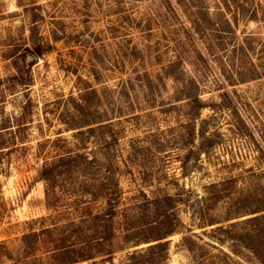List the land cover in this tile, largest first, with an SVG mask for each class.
<instances>
[{
    "label": "rangeland",
    "instance_id": "1",
    "mask_svg": "<svg viewBox=\"0 0 264 264\" xmlns=\"http://www.w3.org/2000/svg\"><path fill=\"white\" fill-rule=\"evenodd\" d=\"M75 155L55 213L38 170ZM76 204L113 210L87 223L112 259L81 264H260L237 237L264 214V0H0L1 252Z\"/></svg>",
    "mask_w": 264,
    "mask_h": 264
},
{
    "label": "trees",
    "instance_id": "2",
    "mask_svg": "<svg viewBox=\"0 0 264 264\" xmlns=\"http://www.w3.org/2000/svg\"><path fill=\"white\" fill-rule=\"evenodd\" d=\"M79 159H82L79 155L60 156L53 162L43 163L38 170L37 178L45 183V197L48 207L55 213L58 211L56 205L55 180L62 175L69 173ZM71 210L72 213L78 217V225L68 223L59 226L57 224L58 215L55 217L40 218L36 221L49 223L51 226H43L40 231L41 233L39 234L29 233L22 236L21 242H23L24 245V254L21 259H13L14 257L8 249L6 254H3L1 251L6 249V244L0 242V264H37L38 260L33 258L30 253L34 247H40V245H42L40 241H42L46 247H49L48 245L51 246V248H47L48 251L43 252V255L48 257V261H50L51 264H81L103 256L104 259L111 260L114 252L109 246V243L113 240V232L107 230L106 223H104V227L106 228L103 231L102 237L95 239V235L99 234V228H88L87 223L90 220H95V222H104V220L110 222L113 219V214H111L113 210L110 208L105 210V215L102 217L104 220H101L99 215L93 216L89 211V205L87 204H76ZM262 211H264V209ZM258 212L254 213L256 214ZM34 223L35 222L33 221L30 224L33 225ZM245 224H248L250 227L245 234L237 237L239 238L238 241L253 255L258 257L260 264H264V214L246 220ZM63 228L64 230L62 231ZM83 228H86L87 230L84 231ZM93 232L95 235L92 234ZM89 233H91L92 238ZM39 236L43 240L37 239ZM31 238H36V246L35 243H31ZM162 239L163 238H159L156 240L160 241ZM69 243L70 245H68ZM94 243L96 246L103 247L104 245L108 248H106L107 250H105V253L102 255H98V252L92 253V244ZM165 246L166 245L161 242L156 243L149 246L144 255H140L138 251L131 252L127 255V263L125 262V264H155L156 260H161V257L163 258V255H165ZM144 256H146V260L142 259ZM213 258L215 259V257ZM227 259H229L228 255L222 253L221 256L216 257V260H218L217 262L210 261V264H228Z\"/></svg>",
    "mask_w": 264,
    "mask_h": 264
}]
</instances>
